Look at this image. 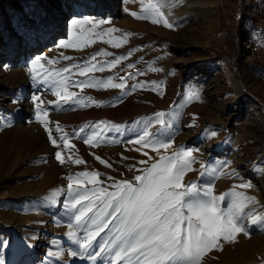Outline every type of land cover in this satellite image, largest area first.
<instances>
[{
  "label": "rangeland",
  "instance_id": "rangeland-1",
  "mask_svg": "<svg viewBox=\"0 0 264 264\" xmlns=\"http://www.w3.org/2000/svg\"><path fill=\"white\" fill-rule=\"evenodd\" d=\"M167 1L118 0L115 7L113 0H0V241L7 242L6 247L0 248V256L5 264H108L106 256L92 261L69 254L77 245L67 236L70 230L68 222L73 217L66 184L69 176L75 180L77 173L85 171L84 164L68 162V153L63 151L62 143L59 147L52 145L45 125L35 119L33 96L39 97L37 103L43 102L40 106L47 115L42 111L41 116L47 127L52 129L53 137L71 134L85 125V121L64 120L63 116L67 114H88L91 111L112 114L116 108L124 106L125 116L113 118L101 113L102 116L93 119L92 126L81 133V145L87 150L85 159L73 150L77 158L86 161V166L93 165V169L86 171L100 173L99 179L104 181L101 186L113 182L107 179L108 176L117 182L137 183L135 177L143 172L136 169L140 166L134 163L131 155L142 154L146 164L141 165V169L146 170L160 161L161 156L190 150L192 163L182 177V185L196 182V195L203 196L206 185L210 184L213 195L224 197L218 201L221 212L238 217L243 224L245 231L236 237L259 236L251 245L254 250L249 249L241 263L225 262L239 239L235 237L234 242L221 240L220 246L210 250L203 264H264V236L257 229L263 220L252 222L254 217H264V201L250 191L249 186L240 187L249 182L261 184L264 179V159L259 156L264 152V138L260 140L262 148L258 154L246 160L243 150L232 145L231 126L236 122L243 124L264 119V67L246 63V56H240L241 63L246 66L242 71L236 70L234 64L235 34L240 46L244 40L251 41L256 47L264 42V26H258L260 24L254 17L258 11H264V0H244L245 16L238 26V20L232 16L234 11L241 9L238 0H184L181 6H177L178 1L175 0L170 14L164 11L163 5ZM150 2L158 6L159 14L173 27H166L163 22L153 24L151 20L138 19L131 14L142 15V5ZM206 3L211 6L209 13L202 8ZM178 11L181 12L178 14ZM73 20L105 23H100L99 27L84 24L86 31L80 45L70 48L58 46L54 55L43 59L41 64L55 80L68 85L61 89L58 86L57 90L72 92L80 99L92 97L93 101H103L100 106L87 100L86 103L90 102L87 107L79 103L63 104L50 87L51 82L32 79L33 59L42 57L45 50L57 41L71 43L80 33V26L74 25ZM26 29H33L27 41L23 39ZM109 29L115 31L109 33ZM109 40L119 42L120 47L112 46ZM102 52L111 55H96L92 63L113 61L120 56L126 58L115 68H105L103 72L73 74L78 73L94 54ZM65 56L69 59L65 60ZM23 57L25 60L20 63ZM49 60L57 62L49 63ZM129 64L135 67L129 68ZM70 65L73 67L69 72H59ZM138 71L143 74L137 75ZM129 73L134 79L127 80L128 90L77 87L73 83L107 80L108 77L119 83L121 77ZM230 77L237 84L241 97L237 98L231 91ZM139 82H145L144 88L129 94L131 86ZM194 96L199 98L194 99ZM118 98L124 102H117ZM56 104L61 107H52ZM157 112L167 114L163 125L154 119ZM30 117L36 130L30 127ZM217 120L225 122L224 127L218 128ZM57 125L63 131L57 132ZM71 125L73 129L67 132L65 127ZM94 131L106 136L96 147L84 142ZM145 131L152 134L150 139H170L171 146L166 151L164 148L154 151L151 147L128 142ZM111 139L121 142H111ZM254 141L259 142L252 138L245 143ZM56 151H62L65 163L61 164L56 159ZM96 157L103 158L110 167L100 163ZM48 165L54 170L52 176L59 172L63 182L54 198L34 200L33 193L42 195L40 181L44 174L41 168ZM201 173H204L202 179ZM66 201L70 209H66ZM98 242L103 241L97 238ZM50 249L53 252L51 256L47 255ZM212 255L217 256L218 263L211 258ZM247 258L253 262H243Z\"/></svg>",
  "mask_w": 264,
  "mask_h": 264
},
{
  "label": "snow or ice",
  "instance_id": "snow-or-ice-1",
  "mask_svg": "<svg viewBox=\"0 0 264 264\" xmlns=\"http://www.w3.org/2000/svg\"><path fill=\"white\" fill-rule=\"evenodd\" d=\"M157 5L149 3L142 5V15L131 13L135 18L151 20L153 24L163 22L166 27H173L157 10ZM127 11V9H126ZM100 23L89 20H73V24L80 26V33L71 43L61 42L62 48H70L80 45L83 41L86 29L84 24H92L99 27ZM33 29H26L23 39H29V33ZM109 29L108 32H114ZM99 36L100 33H95ZM109 44L114 47H120V43L109 40ZM111 55V53L102 52L94 54L87 64L79 70L78 75L87 73L103 72L105 68H115L126 57L120 56L113 61H104L92 63L96 55ZM131 53H129V56ZM65 60L69 57H63ZM45 57L37 56L31 61V73L33 80H39L42 83H49L54 90L55 95L63 104L79 103L87 107L91 101L97 106L102 105L103 101H93L92 97L80 99L76 94L68 91L61 92L59 87L66 88L68 85L63 81H57L53 74L43 68L41 61ZM49 63L57 61L49 60ZM73 66L60 69L59 72L67 73ZM129 68H134V64H129ZM59 73H57L58 75ZM143 73L137 72V75ZM134 79L131 73L121 77V82H114L112 77L104 79L79 80L73 83L77 87L87 86L96 89H122L128 90L127 80ZM155 83V82H153ZM145 82L133 84L129 91L142 89ZM198 99V96H194ZM38 96H33L32 101L35 105V119L45 125V130L49 134V140L54 147L63 144V151L67 152V161L76 165L85 164L81 158H77L74 153L75 145L70 143L72 138H80L83 128L73 133H64L59 137H53L52 129L48 128L45 120L41 116L43 111ZM14 103L16 101H13ZM117 102H122L121 98ZM54 108H60L61 105H53ZM167 114L157 112L154 119L157 123L163 125L164 117ZM101 124L103 122H100ZM87 127V126H86ZM168 127H171L169 124ZM57 132L63 131L57 125ZM215 135V133H213ZM150 132L145 131L138 138L128 142L141 145L142 147H151L154 151L159 148L168 149L171 146V140L160 141L152 138ZM106 136L101 135L100 131H94L84 142L92 147L98 146L101 140ZM111 142H121L111 139ZM147 155V153H145ZM190 150H183L181 153H173L171 156H161L160 161L153 163L151 167L144 170L142 175H137L132 184L127 181H115L112 177L108 180L113 181L106 186L104 181L99 179L100 173L97 171H83L77 173L75 180L72 176L68 177V201L72 210V217L68 222L69 231L67 236L77 245V248L70 250L72 257L80 256L81 259L98 261L106 256L108 264H200L201 258L205 253L213 248L220 246V241L234 242L237 234L244 232L243 224L238 217L229 213L221 212L218 201L223 200V196L213 195L211 185H206L203 196L206 199H200L197 195V184L191 182L189 185H182V177L189 170L192 163ZM56 159L65 163L62 151H56ZM100 163L106 161L96 157ZM140 163H144L141 161ZM204 173H201L202 179ZM75 183V187H74ZM91 187H88V186ZM250 185H240L246 187ZM113 190H109V189ZM52 193L49 199L56 196ZM228 195V194H225ZM250 199V198H245ZM66 201V208L68 207ZM264 220V217H254L252 222ZM103 234V236H102ZM100 238L102 243H97ZM6 241H0V248L6 247ZM47 255H53L50 249ZM0 264H5L4 258L0 256Z\"/></svg>",
  "mask_w": 264,
  "mask_h": 264
},
{
  "label": "bare ground",
  "instance_id": "bare-ground-1",
  "mask_svg": "<svg viewBox=\"0 0 264 264\" xmlns=\"http://www.w3.org/2000/svg\"><path fill=\"white\" fill-rule=\"evenodd\" d=\"M172 1V0H171ZM173 0L172 2H170V0H168L167 2H165L166 4L163 5L164 6V11L166 13H171L173 11L172 5L174 4ZM178 4L177 6H181L183 4L184 0H177ZM113 2H115V7L117 6V2L118 0H113ZM53 3V1H52ZM211 4V2H209ZM206 3L202 6V8L204 10H206L205 12L209 13L210 12V4ZM164 4V3H163ZM163 8V7H162ZM65 8L63 7L62 10H64ZM256 9V8H255ZM181 12V11H180ZM178 11V14L180 13ZM183 13V12H182ZM161 14V13H160ZM88 15V14H87ZM175 15V14H174ZM184 15V14H183ZM182 15V16H183ZM85 16V15H84ZM172 16V15H171ZM254 17L257 19V21L259 22V24H261L262 22H264V11H258L256 14H254ZM84 18H88V17H84ZM173 20V19H172ZM72 23V22H71ZM67 40V39H66ZM25 42V41H24ZM61 42H64V40H62ZM60 41H57L55 45L50 46L47 50H45L44 54H42V57H49L51 55H54V53L56 52V50L58 49V46L60 45ZM262 46H264V42L262 44ZM260 47V46H259ZM256 47L255 44H253L251 41L248 40H244L240 46V56H246L247 60L244 59V61H246V63H256L261 67H264V59H262V57H258L256 55V51L255 48H259ZM46 58V59H47ZM25 59H28V56L25 57ZM24 57L23 59L20 61V63L24 62ZM243 60V59H242ZM19 63V64H20ZM5 68V67H3ZM44 68V67H43ZM230 82H231V91L238 97H241V93L239 88L237 87V84L234 82V79L232 77H230ZM66 83V82H65ZM68 83V82H67ZM72 85V84H71ZM71 87V86H70ZM60 88V87H59ZM74 88V87H73ZM61 89V88H60ZM75 90V88H74ZM118 90V89H117ZM121 90V89H120ZM152 92V91H151ZM118 93V92H116ZM122 93V92H121ZM126 93V92H124ZM127 94V93H126ZM155 94V92H154ZM113 95V94H112ZM116 96V95H115ZM87 98V97H86ZM108 98V97H107ZM83 99V98H82ZM110 101V100H109ZM123 101V100H122ZM116 102V101H115ZM124 102V101H123ZM90 104V102H88ZM122 103V102H121ZM117 104V103H116ZM118 105V104H117ZM116 105V106H117ZM91 106V105H90ZM78 107V106H77ZM84 107V106H82ZM17 108V107H16ZM79 108V107H78ZM91 108V107H90ZM123 108L124 106H120L118 108H116L114 111L111 112H97V111H91L88 114L87 113H83V114H67L65 116H63V119L66 121H76L77 123H80L81 121H85V125L81 124L82 128L84 129V132L82 134L85 133V130L87 129V127L92 126L93 119L96 120V118L101 115L107 116V117H113V118H121L123 116H125L124 112H123ZM31 107L29 110V113H31ZM69 112V111H68ZM219 112V111H218ZM222 113V112H221ZM101 115V116H102ZM219 115V114H218ZM31 118V117H30ZM102 119V118H101ZM107 119V118H106ZM250 120V119H249ZM248 120V121H249ZM29 124H31V129L36 130V125L34 124L33 119H29L28 120ZM231 122V121H230ZM215 124L218 126V128H222L224 127V125L226 124L225 122H222L221 120H217L215 121ZM72 127H65V130L68 132L71 129H73V125H71ZM87 126V127H86ZM232 126L233 129V142L232 145L234 146H238V149H242L244 154L246 155V160L248 159V157L250 156H256V153L259 152L262 148V142L260 141L261 139L264 138V119H257L254 122H244L243 124H239V123H234ZM226 127V126H225ZM229 128V127H228ZM230 130V129H229ZM220 131V130H219ZM222 131V130H221ZM224 133V132H223ZM231 134V133H230ZM252 138H256L257 141H254V143H245L246 140L248 139H252ZM71 143L75 145V150L76 152L81 155L79 157L82 158H86L87 157V150L84 149V147H82L81 145V137L76 139V138H72L70 139ZM253 141V140H252ZM241 146V147H239ZM147 148V147H146ZM144 148H142L143 150ZM149 150V149H148ZM235 150V149H234ZM233 150V151H234ZM140 151V150H139ZM166 151V149H165ZM144 153L146 151H143ZM235 152V151H234ZM76 153V154H77ZM258 154V153H257ZM90 155V153H89ZM150 155V154H149ZM264 159V152L259 155ZM150 157V156H149ZM103 158H101L102 160ZM131 159L134 160V163L138 164L140 167L136 168L139 171L142 170V172L144 171V169H141V167L146 164L145 162V158L142 154H135V155H131ZM90 161V160H89ZM141 161H143L144 163H140ZM244 161V160H243ZM256 161V159H255ZM254 162V160L252 161ZM240 164V163H239ZM242 164V163H241ZM249 164V163H248ZM100 165V164H99ZM142 165V166H141ZM250 165V164H249ZM264 165V164H263ZM200 166V165H199ZM36 167V166H35ZM77 168V167H76ZM79 168V167H78ZM100 169H102V167H99ZM99 168H97V170H99ZM34 170H36L37 168H34ZM93 169V165L91 164H84L83 170H91ZM112 169V168H111ZM148 169V168H147ZM41 170L43 171V177L40 181V187L42 188V195L39 193H33L32 196L35 197L34 200L37 201H44L45 199L49 198L51 196L52 193H57V189L60 187L61 185V179L59 177V172H56L57 174L55 176H52L54 174V170H52V166L50 167L48 166H43L41 168ZM104 171V170H103ZM108 171V170H107ZM98 172V171H97ZM101 172V171H100ZM109 172V171H108ZM121 172V171H120ZM111 173V172H110ZM230 174V173H229ZM228 176H231L229 175ZM257 174V173H256ZM108 175V174H107ZM116 175V174H115ZM109 177V176H108ZM105 178V177H104ZM65 180V179H64ZM241 180V179H240ZM236 181V180H235ZM247 181V180H246ZM63 182V181H62ZM66 182V181H65ZM237 182V181H236ZM245 182V181H244ZM65 184V183H64ZM234 185V184H233ZM247 185L249 186V190L252 192H255V194H257V196H259L263 201H264V179L262 180L261 184H254V183H248ZM64 186V185H62ZM67 186V184H66ZM230 187V186H229ZM63 188V187H62ZM232 189V187H231ZM235 189V188H234ZM64 191V190H63ZM65 193V192H64ZM62 193V194H64ZM250 194V192H248ZM228 194V193H227ZM4 195V194H3ZM66 196V195H65ZM64 196V197H65ZM200 199L203 198V196H198ZM61 198V197H59ZM228 198V197H227ZM67 199V198H66ZM243 203V202H242ZM66 204V203H65ZM42 205V204H41ZM69 208V207H68ZM67 209V208H66ZM70 209V208H69ZM71 210V209H70ZM263 210V209H262ZM61 213V212H60ZM62 215V214H61ZM64 215V214H63ZM67 216V215H66ZM56 217V216H55ZM61 218V217H60ZM63 218V217H62ZM55 220V218H54ZM57 220V219H56ZM62 220V219H61ZM61 222V221H60ZM56 223V222H55ZM59 223V221L57 222ZM60 225V224H59ZM58 226V224L56 225ZM55 227V226H54ZM53 228V227H52ZM56 228V227H55ZM60 229V228H59ZM68 229V228H67ZM257 229L260 230L264 236V220L261 221L258 225H257ZM58 230V229H57ZM56 230V231H57ZM65 230V229H64ZM63 230V231H64ZM54 231V233L56 232ZM60 232V230H58ZM62 231V232H63ZM68 231V230H67ZM61 232V233H62ZM237 239L239 237H236ZM259 236H249V235H244L242 237H240L236 244L234 245V250L229 252L230 256L225 260V262H227L228 260L234 261V263H241V259L246 256L248 254V250H254V248L251 246L253 244L254 241H256V239H258ZM99 243V242H98ZM210 250L207 251L205 253V255L201 258L200 264L204 263V260H206V258L210 255ZM61 253V252H60ZM64 254V253H63ZM56 255V254H55ZM64 256V255H63ZM212 259H214L217 263H218V259L217 256L212 255L211 256ZM85 260V259H84ZM243 262H253L251 259L247 258L245 259ZM232 264V263H231Z\"/></svg>",
  "mask_w": 264,
  "mask_h": 264
},
{
  "label": "trees",
  "instance_id": "trees-1",
  "mask_svg": "<svg viewBox=\"0 0 264 264\" xmlns=\"http://www.w3.org/2000/svg\"><path fill=\"white\" fill-rule=\"evenodd\" d=\"M234 1H236V0H234ZM244 0H238L237 1V3H239L238 5H241V9H239V10H236V11H234V13H233V15L232 16H234L235 17V19H237L238 20V23H237V26L240 24V22H241V20H242V18L245 16V12H244V7L242 6V2H243ZM257 9V8H256ZM235 38H237V40H235V44H236V47H235V57H234V59H235V66H236V68L233 66V63H230V65H231V67L232 68H235L236 70H239V72L240 71H242V68L243 67H246L245 65H243L242 63H241V60H240V54H239V52H240V44H239V40H238V36H236V34H235ZM228 55H230V52H226ZM224 57L225 58H228L226 55H224Z\"/></svg>",
  "mask_w": 264,
  "mask_h": 264
},
{
  "label": "built area",
  "instance_id": "built-area-1",
  "mask_svg": "<svg viewBox=\"0 0 264 264\" xmlns=\"http://www.w3.org/2000/svg\"><path fill=\"white\" fill-rule=\"evenodd\" d=\"M258 26H264V22H262ZM255 51H256V55L258 57H262V59H264V46H260L259 48H255Z\"/></svg>",
  "mask_w": 264,
  "mask_h": 264
}]
</instances>
